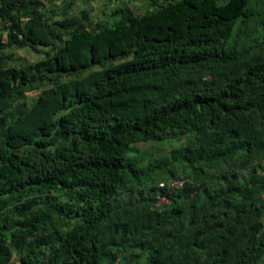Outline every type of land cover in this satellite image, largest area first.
<instances>
[{
    "label": "trees",
    "instance_id": "1",
    "mask_svg": "<svg viewBox=\"0 0 264 264\" xmlns=\"http://www.w3.org/2000/svg\"><path fill=\"white\" fill-rule=\"evenodd\" d=\"M77 1L0 0V264H264V0Z\"/></svg>",
    "mask_w": 264,
    "mask_h": 264
},
{
    "label": "rangeland",
    "instance_id": "2",
    "mask_svg": "<svg viewBox=\"0 0 264 264\" xmlns=\"http://www.w3.org/2000/svg\"><path fill=\"white\" fill-rule=\"evenodd\" d=\"M49 9H56L59 12H62L63 9L68 4L69 0H44ZM127 3L133 7L136 12H144L146 10L148 2L145 0H125ZM123 0H88V1H77L69 13H78L82 10L88 11L95 21L105 22L108 25H115L114 18L111 17L113 10L121 5ZM13 56L17 57L24 66H30L35 64L36 61L43 58L37 52L30 50L29 48L24 49H11ZM51 85H46V88ZM41 93V90H35L28 92L27 94V104L31 106L35 101L37 95ZM182 137L177 134H172L167 137L162 142H148V143H139L134 148V154L142 156L145 153H148V162L149 160L158 159L160 157L169 156L170 152L179 147L182 142ZM162 202L167 201L165 198L161 199Z\"/></svg>",
    "mask_w": 264,
    "mask_h": 264
},
{
    "label": "built area",
    "instance_id": "3",
    "mask_svg": "<svg viewBox=\"0 0 264 264\" xmlns=\"http://www.w3.org/2000/svg\"><path fill=\"white\" fill-rule=\"evenodd\" d=\"M1 28H2V27L0 26V30H1ZM175 184H176L177 186H182L183 181H178V182H176Z\"/></svg>",
    "mask_w": 264,
    "mask_h": 264
}]
</instances>
